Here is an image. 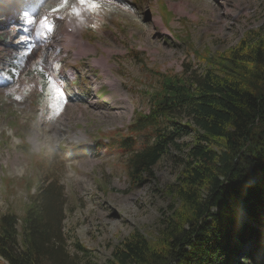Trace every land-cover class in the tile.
Here are the masks:
<instances>
[{
  "label": "rangeland",
  "instance_id": "obj_1",
  "mask_svg": "<svg viewBox=\"0 0 264 264\" xmlns=\"http://www.w3.org/2000/svg\"><path fill=\"white\" fill-rule=\"evenodd\" d=\"M96 2L95 12L81 7L90 19L80 39L93 47L82 53L68 22L78 18L77 0H0V218L22 217L37 188L57 180L67 201L69 251L78 242L105 263L134 231L159 235L178 203L168 188L182 170L181 154L170 149L154 176L134 186L126 156L107 145L128 134L135 112H149L145 92L158 86L156 73L181 74L185 66L202 72L206 64L194 51L216 55L264 28V0ZM44 17L54 22L47 39L36 36ZM21 37L38 41L31 55H24L27 42L17 43ZM39 60L62 82L59 103L34 71ZM253 247L247 241L232 263L264 264V252L249 260Z\"/></svg>",
  "mask_w": 264,
  "mask_h": 264
},
{
  "label": "trees",
  "instance_id": "obj_2",
  "mask_svg": "<svg viewBox=\"0 0 264 264\" xmlns=\"http://www.w3.org/2000/svg\"><path fill=\"white\" fill-rule=\"evenodd\" d=\"M194 52L205 70L156 73L158 86L145 92L149 112H135L128 134L107 145L126 156L134 186L170 149L181 154L178 183L168 188L178 203L159 235L134 231L105 263L78 242L72 254L65 191L52 180L22 217L0 218V264H233L249 240V260L264 252V28L216 55Z\"/></svg>",
  "mask_w": 264,
  "mask_h": 264
},
{
  "label": "snow or ice",
  "instance_id": "obj_3",
  "mask_svg": "<svg viewBox=\"0 0 264 264\" xmlns=\"http://www.w3.org/2000/svg\"><path fill=\"white\" fill-rule=\"evenodd\" d=\"M62 2L65 5H67L69 3V0H62ZM77 3L80 7L86 8L87 10L92 11V12H95L100 7V4L96 2V0H77ZM54 11H58V9ZM73 13L76 16H79L81 14L79 8L77 7H73ZM56 18L59 19L61 17H56ZM23 30L25 32L28 31L27 28H24ZM53 30H54V22H50L48 17H44L40 21V28L39 30L36 31V36L43 37V39H47L48 34L51 33ZM26 42H27V47L24 50V55L28 56V55H31V52L36 45L31 42V37H21L17 41V43H20V44H23ZM35 64H38L39 67L38 68L34 67V71H37L40 74H42V77H43L42 83L44 82V80H46L48 91L50 92V94L54 95L55 99L59 103V101L65 97V93L62 87V82L55 79L50 73H48L45 70V68L43 67L42 60L36 61ZM15 74H16V69H13V75Z\"/></svg>",
  "mask_w": 264,
  "mask_h": 264
},
{
  "label": "bare ground",
  "instance_id": "obj_4",
  "mask_svg": "<svg viewBox=\"0 0 264 264\" xmlns=\"http://www.w3.org/2000/svg\"><path fill=\"white\" fill-rule=\"evenodd\" d=\"M75 7L80 8L79 10H80V13L81 14H80V16H78V18H75L73 20H68V22L71 23L73 26L76 27L75 30H74V33L72 35V38H73L72 40L73 41H77L78 43H80V45L82 47H84L83 50L80 51V52L84 53V52H88L90 50H93V47H91L86 42H83L82 39H80L81 38V30H82V27L81 26L84 24V20L87 21L88 18L90 19V16L87 15L86 12L83 11V9L78 4ZM34 43L36 45L38 43V41L35 40ZM102 63H103V66L102 67L107 68L106 61L103 60V61H101V64Z\"/></svg>",
  "mask_w": 264,
  "mask_h": 264
}]
</instances>
